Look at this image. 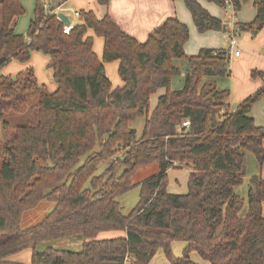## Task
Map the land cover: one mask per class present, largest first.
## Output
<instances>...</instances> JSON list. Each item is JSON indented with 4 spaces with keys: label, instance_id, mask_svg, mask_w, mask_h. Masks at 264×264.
<instances>
[{
    "label": "trees",
    "instance_id": "trees-1",
    "mask_svg": "<svg viewBox=\"0 0 264 264\" xmlns=\"http://www.w3.org/2000/svg\"><path fill=\"white\" fill-rule=\"evenodd\" d=\"M206 1L227 7L224 0ZM231 1L238 13L249 0ZM97 2L107 6L109 0ZM183 2L200 33L227 31L224 20L197 0ZM255 5V19L237 25L241 33L264 28V0ZM55 9L36 0L27 32L16 34L25 9L20 0H0V70L39 52L49 57L57 84L49 92L30 69L14 78L0 76V121L24 113L36 100L29 121L0 140V264H24L11 257L25 250H31L30 264H149L159 250L170 264H198L193 252L210 264H264V178H250L244 216L245 199L235 193L246 175L245 151L264 165V130L250 116L264 86L231 110L229 90L216 81L229 76V49L203 48L187 56L189 28L177 17L140 42L110 15L100 19L84 10L66 34ZM89 31L103 39L101 60ZM183 59L184 84L172 89L180 73L176 63ZM113 62L123 83L117 88L104 67ZM159 88L166 92L149 114ZM141 117L146 121L138 138L131 126ZM152 163L159 164L158 173L140 183V202L125 216L117 197ZM174 167L189 169L186 194L167 190V172ZM44 200L55 203L53 211L23 229L24 212ZM114 230L125 235L96 239ZM79 235L80 251L38 248ZM175 241L185 244L181 257L173 252Z\"/></svg>",
    "mask_w": 264,
    "mask_h": 264
},
{
    "label": "crops",
    "instance_id": "crops-1",
    "mask_svg": "<svg viewBox=\"0 0 264 264\" xmlns=\"http://www.w3.org/2000/svg\"><path fill=\"white\" fill-rule=\"evenodd\" d=\"M61 1L60 4L54 7H62L65 13L67 11L72 12V10L93 11L100 19L107 14L110 15L123 31L140 42L146 41L150 33L160 26L167 18L177 17L189 28L190 37L184 46L187 56H196L203 48L215 50L226 49V47H224V32L207 31L205 33H200L183 0H109L107 6L98 4L97 0H94V2H88V0ZM197 1L213 16L221 20L227 19L225 9L206 0ZM20 2L25 9V14L20 16L16 21L14 28L16 34H24L26 32L30 21L34 17L36 6V0H20ZM70 3L72 4L69 8L64 7ZM256 14L257 7L255 5V0H249L247 3L242 4L241 10L237 13V22L245 24L250 23L255 19ZM77 18H79L80 21V17ZM22 19H25V28L23 31L19 32L17 26ZM89 35L94 37V51L101 60L103 57V39L95 36L92 31H89ZM239 46L241 54L238 57L233 56L231 58L230 73L228 76L229 99L230 102L236 104L231 108L233 110L239 103L264 86V28L256 34H253L251 31H244L241 33ZM104 67L106 74L108 73L113 84L117 85V87H121L123 85L122 80L119 77L117 78L116 74L119 63L114 62L111 63V65L108 63L105 64ZM250 116L254 118L256 125L262 127L264 130V96L254 104ZM159 252L160 250L155 254L149 264H153V261L157 260L156 258H158ZM193 253L191 254V260L198 264H202L201 261H198L197 258L194 257ZM158 259L161 260L160 258ZM161 262L162 264L166 263L164 260H161Z\"/></svg>",
    "mask_w": 264,
    "mask_h": 264
},
{
    "label": "rangeland",
    "instance_id": "rangeland-1",
    "mask_svg": "<svg viewBox=\"0 0 264 264\" xmlns=\"http://www.w3.org/2000/svg\"><path fill=\"white\" fill-rule=\"evenodd\" d=\"M46 4H48L51 7L57 6L62 1L61 0H44ZM88 2H94V0H88ZM67 4L64 7L69 8L71 5ZM74 7V5H73ZM66 14L69 16L71 23H77L79 21V18L75 17L71 12L67 11ZM25 19L20 20L17 30L19 32L23 31L25 28ZM0 26H1V11H0ZM28 30V29H27ZM26 30V32H27ZM25 32V33H26ZM224 47L226 49H229V43L225 39ZM95 49V48H94ZM114 63V62H113ZM50 59L49 57L39 53L35 52L32 53L30 60L27 63H21L19 61H12L7 66L3 67L0 70V76H7L14 78L17 74H19L21 71L26 70H32L40 84H42L49 92H54L57 89V84L54 79V74L52 69L49 67ZM111 65V63H110ZM176 65L179 67L180 73L178 75H175L171 82V88L172 89H180L184 84V77L187 69H188V63L186 60H179L177 61ZM119 68V67H118ZM110 70V69H109ZM117 78L119 76L118 70L116 72ZM109 78L110 76L108 73L106 74ZM216 79V78H215ZM111 80V78H110ZM217 85L220 89H228L229 90V79L227 77H221L217 78ZM112 82V80H111ZM121 84V82H120ZM114 88H117V85L113 84ZM165 88H159L156 93L151 95L150 98V111L149 114L152 112L154 107L156 106V103L158 101V98L165 93ZM229 106L230 109L235 106V103L230 102L229 99ZM36 105L35 98H32L31 103L29 104L27 110L22 114H14L10 113L7 115L4 120L0 121V140L5 141L6 136L9 135V133L13 130V127L25 124L29 121L32 113V109H34ZM229 106L224 109V111H228ZM233 110V109H231ZM146 118L141 117L138 118L135 122L132 123V128L137 132V137H141L144 129ZM5 122L7 125L5 126ZM247 155V167H246V175L244 176L243 183L241 185H238L235 187V193H237L240 197H243L245 199V203L243 208L240 211V215L244 216L247 212V194L250 187V178L253 175H261L264 178V165L260 166L250 151H245ZM111 163V160L108 161L105 165L101 166L97 172V174H101L102 171ZM159 171V164L158 163H152L150 165L144 166L140 168L137 173L135 174L133 178V182L135 183V186L124 193L123 195L117 197V200L121 204V211L122 213L127 216L140 202V183L144 181L145 179L149 178L150 176L158 173ZM188 180H189V169L187 167H174L170 168L167 172V190L170 193L175 194H186L188 192ZM89 184H87V188H89ZM55 207V203L52 201L44 200L42 201L36 208L32 210H28L24 212L22 216L21 221V227L27 228L30 226H34L40 222H42L45 217L50 214ZM263 210H264V204H263ZM124 231L114 230V231H103L97 235L96 239H110V238H116L124 236ZM84 238L82 236H74L59 240H54L50 242H45L41 245H39V250H44L46 247H54L57 249H66L70 251H80L82 248ZM185 249V244L180 241H175L173 243V252L177 257H181L183 254V251ZM194 257L197 258L198 261H201L202 264H210L208 261H204L201 259V257L198 255V253H193ZM158 258L161 260H164L165 264H170L168 262V259L166 260V257L164 253L160 250ZM154 260L153 264H162L161 260ZM13 261L24 263V264H30L32 260V253L31 250H25L18 254H15L11 257Z\"/></svg>",
    "mask_w": 264,
    "mask_h": 264
},
{
    "label": "built area",
    "instance_id": "built-area-1",
    "mask_svg": "<svg viewBox=\"0 0 264 264\" xmlns=\"http://www.w3.org/2000/svg\"><path fill=\"white\" fill-rule=\"evenodd\" d=\"M224 3L226 4V14L227 19L223 21L224 26L226 27L227 31L225 34V39L229 43V52L231 55V58L233 56L238 57L241 54V49L239 46V40L241 37V32L238 29L237 25V11L234 9L233 3L231 0H224ZM59 12H64L62 7H58L55 9L54 13L58 15ZM74 16L80 17V11L79 10H72L71 12ZM73 29V24L70 23L69 26L64 25V33L68 34ZM190 122L185 121L183 123V126L189 127ZM182 168V167H181Z\"/></svg>",
    "mask_w": 264,
    "mask_h": 264
},
{
    "label": "water",
    "instance_id": "water-1",
    "mask_svg": "<svg viewBox=\"0 0 264 264\" xmlns=\"http://www.w3.org/2000/svg\"><path fill=\"white\" fill-rule=\"evenodd\" d=\"M57 16L63 22L64 25L66 26L70 25L71 20L65 12H59Z\"/></svg>",
    "mask_w": 264,
    "mask_h": 264
}]
</instances>
